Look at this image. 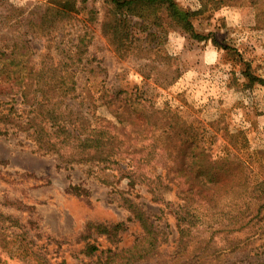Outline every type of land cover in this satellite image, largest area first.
<instances>
[{
  "label": "rangeland",
  "instance_id": "rangeland-1",
  "mask_svg": "<svg viewBox=\"0 0 264 264\" xmlns=\"http://www.w3.org/2000/svg\"><path fill=\"white\" fill-rule=\"evenodd\" d=\"M50 1L0 0V14L5 15L11 5L24 10L23 20L31 11L43 12ZM178 2L198 10L206 0ZM106 10L103 0H87L55 39L58 48L54 55L60 58L79 35L88 33V49L77 72V92L81 96L68 99L65 106L81 110L94 123L107 125L124 140H142L139 136L155 133L166 142V137L176 131L167 125L174 113L196 124L200 136L214 137V150L229 141V133L239 132L237 145L252 157V183L264 181V83L251 80L253 76L264 82V0H233L215 8L209 6L194 20L199 33L210 35L202 41L192 38L184 24L167 19L163 7L167 37L164 41L157 39V44L169 57L158 52L119 57L104 34ZM11 19L0 15V47L10 46L21 32V22L17 23V31L5 27ZM28 45L40 66L49 55L46 41L31 39ZM89 89L95 95L96 107L86 98ZM85 93L86 104L81 103ZM14 98L13 93L4 97L11 103ZM143 106L155 110L159 119L158 126L139 134L141 128L132 120L149 113H142ZM123 111L127 120L120 122L116 112ZM130 148L137 150L138 156L147 154L146 146ZM152 159L149 157L147 162ZM158 161L163 166V159ZM148 166L149 170L157 169V159ZM242 171L236 167L238 175L242 176ZM128 182L123 173L96 161L65 163L56 154L39 149L28 132L18 127L0 132V213L18 220L17 225L6 220L0 230L11 234L8 245H3L6 238L0 234V249L6 251L8 259L3 264L37 263L32 251L38 257L45 255L49 264H80L91 260L84 253L88 242L98 244L100 250L119 247L125 253L147 236L126 199L139 204L161 234L156 253L133 264H264V211L240 227L242 220L250 217L229 204L242 205L239 180L226 178L206 187L216 198L212 202L215 207L202 206L203 223L183 238L172 213L178 203L187 200L182 186L173 181L169 188H161L172 201L166 205L152 201L144 183L131 188ZM73 187H78L80 193H74ZM215 193L220 194L219 198ZM223 207L227 212L222 216L219 213ZM213 212L220 220H209ZM123 221L126 228L115 242L90 229L93 224ZM13 234L19 235L16 242ZM9 250L16 251L12 258L8 257Z\"/></svg>",
  "mask_w": 264,
  "mask_h": 264
},
{
  "label": "trees",
  "instance_id": "trees-1",
  "mask_svg": "<svg viewBox=\"0 0 264 264\" xmlns=\"http://www.w3.org/2000/svg\"><path fill=\"white\" fill-rule=\"evenodd\" d=\"M228 1L233 0H206L200 9L192 10L182 6L178 0H103L107 9L103 23L104 34L109 37L114 52L121 58L146 55L150 52L169 57L163 46L157 44V39L164 41L167 37L166 18L184 24L192 38L206 40L210 35L201 34L196 30L195 18L209 6L213 5L215 8ZM86 2L87 0H51L43 12L31 11L23 20L21 14L24 10L11 5L5 15L0 14L2 19L13 18L10 24L5 26L11 31H17V23H22V29L19 30L21 32L16 36L18 39L15 38L10 46L0 47V124L6 125L0 126V132H5L13 126L18 127L28 132L39 149L56 154L65 163L96 161L106 168L116 169L128 179L131 188L144 183L148 187L151 200L155 202L170 205L172 201L167 200L161 188H169L173 181L176 182L178 186H182L181 190L185 192L187 199L184 203H178L172 211L181 238L190 235L203 223L204 218L201 217L200 211L202 206L215 207L212 202L216 198L206 187L212 183L218 184L226 178L231 181L239 180L242 188L240 197L244 200L241 207L229 201L231 206L234 204L235 208H239L238 213L250 217L242 220L240 227H245L258 218L264 211V181L252 183V157L249 152H242L237 145L241 135L239 132L229 133V141L214 150V137L200 136L196 124L189 123L181 115L174 113L171 121L167 120V125L172 129L175 127L176 131L172 136L166 137V142L155 133L139 136L142 140L138 137L124 140L113 134L107 125L94 123L81 110L65 106L68 99L81 96L77 92V72L88 49V33L79 35L77 42L68 47L60 58L54 55L55 49L58 48L55 39L73 22ZM251 2L255 3L256 0ZM163 7L166 10V18L161 14ZM14 14L17 16H13ZM31 39L45 40L47 43L49 55L41 60L40 66L28 45ZM251 80L264 83L262 79L253 76ZM7 93L15 94L12 103L4 99ZM85 97L86 93L81 103H88L85 100L89 98L96 107V98L90 89ZM137 105L141 106V101H138ZM169 111L171 109L167 110ZM145 112H149L145 117L137 118V121L136 118L132 120L137 128H141L139 134H143L145 129L158 126L156 111L143 106L142 113ZM124 114V111L116 112L120 122L127 120ZM132 146H146L147 154L136 155L137 150H130ZM149 157L153 158L151 163L157 159V169L149 170ZM159 159H163V166H159ZM158 167L162 168L158 170ZM236 167L242 168V176L236 173ZM72 191L80 193L78 187H73ZM215 195L219 198L220 194ZM126 201L130 203L131 209L135 210V217L141 222L147 236L125 253L119 247L100 250L98 244L88 242L84 253L91 260L80 264H133L156 253L161 243L160 231L139 204L130 199ZM220 211L221 213H218L223 216L227 208L223 207ZM0 217L4 220H0V230H3L6 220L11 221L13 225L18 224V220L11 216L0 213ZM208 218L210 221L220 220L216 212ZM234 220L233 218L232 221ZM125 228L124 221L111 225H90V229L114 242ZM0 234L6 238L3 245H8L7 238L11 234L1 231ZM12 236H15L13 241L16 242L19 235ZM177 250L178 253L181 252L178 246ZM5 252L0 249V264L8 260ZM15 252L9 250L8 257L12 258ZM32 255L37 262L32 264L50 263L45 255L44 259L38 257L35 251H32ZM94 257L97 258L93 259Z\"/></svg>",
  "mask_w": 264,
  "mask_h": 264
}]
</instances>
